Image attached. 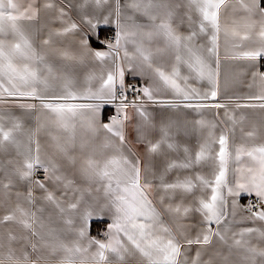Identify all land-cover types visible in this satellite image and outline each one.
I'll list each match as a JSON object with an SVG mask.
<instances>
[{
    "label": "snow or ice",
    "instance_id": "snow-or-ice-1",
    "mask_svg": "<svg viewBox=\"0 0 264 264\" xmlns=\"http://www.w3.org/2000/svg\"><path fill=\"white\" fill-rule=\"evenodd\" d=\"M262 69L264 0H0V264H264Z\"/></svg>",
    "mask_w": 264,
    "mask_h": 264
},
{
    "label": "crops",
    "instance_id": "crops-1",
    "mask_svg": "<svg viewBox=\"0 0 264 264\" xmlns=\"http://www.w3.org/2000/svg\"><path fill=\"white\" fill-rule=\"evenodd\" d=\"M99 44H100L99 41L93 40V45H94V46H99ZM245 199H246V197H242L240 202H241L242 204H244ZM93 234H95V232H93Z\"/></svg>",
    "mask_w": 264,
    "mask_h": 264
},
{
    "label": "built area",
    "instance_id": "built-area-1",
    "mask_svg": "<svg viewBox=\"0 0 264 264\" xmlns=\"http://www.w3.org/2000/svg\"><path fill=\"white\" fill-rule=\"evenodd\" d=\"M262 70H264V69H262ZM247 199H248V198L246 197V199H245V202H244V203H246V202H247Z\"/></svg>",
    "mask_w": 264,
    "mask_h": 264
}]
</instances>
